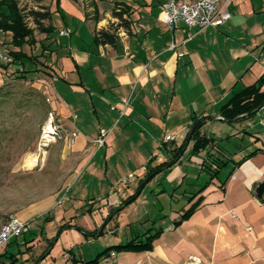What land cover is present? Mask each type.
Instances as JSON below:
<instances>
[{
    "label": "crops",
    "instance_id": "1",
    "mask_svg": "<svg viewBox=\"0 0 264 264\" xmlns=\"http://www.w3.org/2000/svg\"><path fill=\"white\" fill-rule=\"evenodd\" d=\"M164 1L130 0L136 7L130 31L120 27L115 45L94 42L95 31L105 26L101 20L89 21L90 42L73 31L64 42L50 35L53 67H34L32 74L38 73L49 85L48 111L54 110L68 128L78 129L74 143H63L60 157L74 167L69 184L83 169L89 177L70 207L82 208V199L90 197L100 200L98 207L105 212L103 224L94 228L79 224L77 216L69 222L86 230L103 228V233L86 236L68 228L73 242L66 249L90 259L75 252L84 240L81 235L92 242L127 227L136 236L144 232L136 231L137 224H146L147 215L155 214L147 230L162 231L152 249L111 250L97 264H188L191 255L200 259L199 264H264V204L258 203H264V193L257 196L264 182V105L232 122L220 114L234 92L264 73L263 68L248 83L240 74L255 60L264 62V0H231L232 16L218 27L189 28L178 21L173 29L158 19ZM193 115L211 117L201 131L213 141L198 151L193 150V140L186 142ZM101 127L108 135L98 147ZM184 143L171 162L172 150ZM160 147L166 152L149 177L124 179L123 184L107 177L110 170L120 172L136 160L149 167L156 158L153 151ZM202 172L207 177H199ZM159 173L167 177H157ZM152 182L157 190L145 197L144 188ZM59 193L48 195L55 198ZM181 199L184 203L177 207ZM198 199L194 211L175 224ZM116 207L121 208L109 216ZM36 212L33 207L18 214L30 221ZM119 243L123 241L110 245Z\"/></svg>",
    "mask_w": 264,
    "mask_h": 264
},
{
    "label": "rangeland",
    "instance_id": "2",
    "mask_svg": "<svg viewBox=\"0 0 264 264\" xmlns=\"http://www.w3.org/2000/svg\"><path fill=\"white\" fill-rule=\"evenodd\" d=\"M17 1L24 15H28L31 11L49 9L52 15L50 19L42 21L41 25L48 29L53 27V31H43L31 16L25 18L30 34L24 39L27 42L20 46L11 42L10 32L0 31V47L4 52L6 51L7 55L11 50H19L24 54L19 61L12 60V56L10 61L0 62V229L11 215L19 216V212H27L33 207L37 208L36 217L28 221L29 230L18 236L19 243L10 242L0 248V264H75L72 262L71 253L66 249L67 244L73 242V232L68 228L60 231L61 225L71 222L77 216L79 224L94 228L103 224L105 212L103 214L98 207L100 200L90 197L82 199V208L70 207L71 203L77 202V199H74L77 190L87 183L88 170L83 169L69 184L74 167L68 165L60 157L65 141L59 140L52 144L45 150V153L39 149L41 126L49 110V85L46 81L39 79L38 73L32 74L33 72H31L29 74L25 70L37 67L40 71L42 69L48 71L49 67H53V63H51L53 59L47 43L52 37L58 38L62 42L67 40L68 35L63 36L59 33L66 26L70 31L77 32L76 34L85 42H90L92 38V26L89 21L101 20L104 21L105 29H115L119 19L114 17L112 9L116 5L113 0ZM126 1L131 4L130 0ZM123 8L128 9L129 7L123 5ZM135 10L136 7L131 4L130 18ZM27 56H30L31 59H26ZM236 66L233 65L232 68L236 70L238 68ZM248 68L246 71V67H243V71L240 73L244 75L243 82L245 83L252 82L254 74L261 73L264 62L255 60ZM164 152L166 151L163 147L153 151L156 158L150 162L149 167L141 166V161L136 160L133 165L122 167L120 172L110 170L107 177H111L110 179H113L114 182L116 180L114 178L117 177V183L121 184L124 183V179L131 180L132 177L139 176L149 177L151 175L149 170L155 169L160 162L157 159ZM31 153L36 156V160L31 166L32 168H28L25 164L27 156ZM130 171L133 172L132 176L128 175ZM144 172H149V174L144 176ZM157 177H167V173L166 175L159 173ZM199 177H207V175L202 172ZM155 188L156 183L154 182L146 185L143 192L145 197L152 195V190H157ZM135 189L136 187L132 193ZM58 191L61 193L55 198L48 195ZM104 200L109 202L108 198ZM119 202V199L112 200V205ZM182 203H184V199L177 200L175 204L180 207ZM53 206L56 209H51ZM167 211V207L162 209V213ZM155 216V214H148L146 218H150V220L144 225L137 224L136 231L147 230L148 226L152 225L151 222ZM122 219L125 220V217ZM122 228L119 229L118 235L110 231L96 237L92 242H87L78 230L84 240L75 246V252L81 251L87 258H91L106 246L119 240L125 242L134 236L135 233L132 235L129 228ZM52 241L53 244L50 245ZM45 250H49V252L42 257ZM6 253L12 255L7 257Z\"/></svg>",
    "mask_w": 264,
    "mask_h": 264
},
{
    "label": "trees",
    "instance_id": "3",
    "mask_svg": "<svg viewBox=\"0 0 264 264\" xmlns=\"http://www.w3.org/2000/svg\"><path fill=\"white\" fill-rule=\"evenodd\" d=\"M36 2H41L42 0H34ZM115 2L116 7L112 9V13L114 17L119 19V22L115 29L112 28H101L95 31L94 33V42L97 44H111L115 45L118 41V35L116 30L120 27H123L128 32L130 31L132 19L130 18L129 8L131 4H129L126 0H113ZM163 3V2H162ZM118 5V6H117ZM123 5L127 8H123ZM123 8V9H122ZM52 12L49 9L46 11H31L28 15H24L22 13V9L18 6L17 0H0V31L10 32L11 33V42L14 45L20 46L23 43L27 42L24 40L26 36L30 34V31L26 27L25 18L26 16H31L33 20L43 29V31L49 30L48 32L53 31V27L51 28H44L41 25V22L50 19ZM6 52V51H5ZM9 57L13 56L14 61H19L22 59L24 54H22L19 50H11L8 53ZM31 59L30 56H27L26 59ZM25 69V68H24ZM35 69H26L25 72L29 74L34 72ZM27 76V75H23ZM264 105V73H262L254 82L245 85L241 90L236 91L232 94V96L220 107V114L221 116L227 121H235L240 119L242 116L251 115L256 110ZM211 118L210 116H196L193 115L192 117V125L187 134L186 142L193 140L194 146L193 150L198 151L202 148H205L210 142L213 141L211 137H208L205 133L201 131V127L203 124ZM185 143L172 150L173 152V159L171 162H174L180 153L182 152ZM170 162V163H171ZM168 163V164H170ZM166 165V163H165ZM219 169V165L216 166L215 172L212 171V176H214ZM192 199V197H191ZM199 203V199L195 201L187 210H185L179 220L175 222V224H179L182 220L187 218L196 208ZM121 207H116L112 209L109 216H112L113 212L119 210ZM110 217H107L109 220ZM74 227L80 232H82L86 236H98L103 233V228H96L94 230H86L82 228L80 225L71 224V223H64L60 227V231L64 228H71ZM162 229L157 228L153 230L149 228L148 230L144 231L141 234L134 236L132 239L115 244L110 245L105 248L103 251L96 254L95 257L86 259V258H79L73 254L72 250H67L71 253L72 262L75 264H97L101 257L105 256L111 250H150L153 247V240L159 236ZM25 241V240H24ZM23 241V242H24ZM54 241V240H53ZM53 241L50 245L53 244ZM10 242H17L18 237L12 239ZM49 250H45L42 257H44ZM6 253L7 257H10L12 254ZM68 260V259H67ZM70 264V263H69Z\"/></svg>",
    "mask_w": 264,
    "mask_h": 264
},
{
    "label": "built area",
    "instance_id": "4",
    "mask_svg": "<svg viewBox=\"0 0 264 264\" xmlns=\"http://www.w3.org/2000/svg\"><path fill=\"white\" fill-rule=\"evenodd\" d=\"M231 0H166L161 4L158 19L164 22L169 29H173L178 21L184 23L186 27L205 28L209 26L218 27L228 21L232 14L230 10ZM61 34L68 35V28L62 29ZM4 50L0 47V62L10 61ZM124 104H128L129 99L123 98ZM108 131L101 127L100 134L95 140L98 147L106 143ZM78 137V129L68 128L58 118L54 110L47 113L46 119L41 126L39 136V149L45 151L49 146L59 140L74 143ZM168 136L167 139H171ZM264 149V142H263ZM132 176V174H130ZM259 204H264L258 200ZM251 227H249L250 229ZM29 230V222L17 215H11L0 229V248L9 241L20 236ZM114 254V253H113ZM200 259L191 255L188 264H199Z\"/></svg>",
    "mask_w": 264,
    "mask_h": 264
},
{
    "label": "bare ground",
    "instance_id": "5",
    "mask_svg": "<svg viewBox=\"0 0 264 264\" xmlns=\"http://www.w3.org/2000/svg\"><path fill=\"white\" fill-rule=\"evenodd\" d=\"M43 153H45V151L43 152ZM35 160H36V156L34 155V154H29L28 156H27V160H26V164H25V166L26 167H31V166H33L34 165V163H35ZM32 168V167H31Z\"/></svg>",
    "mask_w": 264,
    "mask_h": 264
},
{
    "label": "water",
    "instance_id": "6",
    "mask_svg": "<svg viewBox=\"0 0 264 264\" xmlns=\"http://www.w3.org/2000/svg\"><path fill=\"white\" fill-rule=\"evenodd\" d=\"M264 193V182L260 183L257 188V196L261 197Z\"/></svg>",
    "mask_w": 264,
    "mask_h": 264
}]
</instances>
